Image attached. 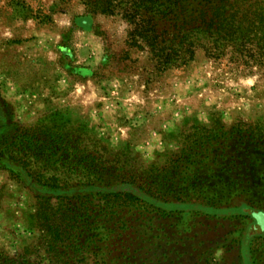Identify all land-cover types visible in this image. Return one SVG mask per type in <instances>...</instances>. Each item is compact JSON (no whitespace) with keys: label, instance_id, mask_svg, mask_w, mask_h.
<instances>
[{"label":"trees","instance_id":"obj_1","mask_svg":"<svg viewBox=\"0 0 264 264\" xmlns=\"http://www.w3.org/2000/svg\"><path fill=\"white\" fill-rule=\"evenodd\" d=\"M88 1L95 14L118 9L130 47L145 49L158 70L184 66L196 52L264 66V0ZM86 19L73 23L87 31ZM181 134L163 164L128 162L74 112L51 110L21 126L0 94V174L32 196L29 222L43 251L0 256V264H154L150 253L166 224L179 237L202 218L241 223L221 248L238 250L243 264H264L256 219L264 220V123Z\"/></svg>","mask_w":264,"mask_h":264},{"label":"rangeland","instance_id":"obj_2","mask_svg":"<svg viewBox=\"0 0 264 264\" xmlns=\"http://www.w3.org/2000/svg\"><path fill=\"white\" fill-rule=\"evenodd\" d=\"M88 4L0 0V94L21 126L67 109L122 159L163 164L191 126L264 123V66L218 63L196 52L184 66L158 70L145 49L130 47V26L118 9L101 15ZM84 15L87 31L73 23ZM34 203L0 174V256L14 258L27 250L43 257L29 222ZM256 219L264 230V220ZM166 226L150 253L154 264H243L238 250L221 248L241 223L202 218L179 237Z\"/></svg>","mask_w":264,"mask_h":264}]
</instances>
